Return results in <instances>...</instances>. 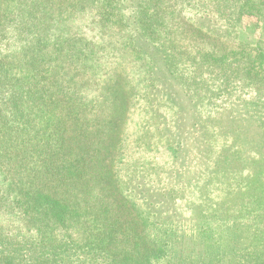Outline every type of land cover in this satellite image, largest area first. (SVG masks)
Segmentation results:
<instances>
[{"label": "rangeland", "instance_id": "374dc122", "mask_svg": "<svg viewBox=\"0 0 264 264\" xmlns=\"http://www.w3.org/2000/svg\"><path fill=\"white\" fill-rule=\"evenodd\" d=\"M47 1L0 0V8H14L13 23L0 26V30L7 28L0 33L4 39L0 40V241L9 243L10 251L21 249L15 255L4 252L0 258H12L11 264H94L72 254L55 263L44 255L43 260H32L47 250L45 239L53 235L58 241L63 235L42 212H24L25 197L43 194L46 186L71 203L75 198L90 201L89 206L79 205L84 212L95 214L94 203H103L108 210L103 230H109L116 217L125 218L121 229L127 238L117 234L108 249L121 255L120 259L131 255L143 262V253L135 251L138 243L140 250L153 249L152 264H264V130L250 126L249 132H240L241 144L215 134V142L213 138L206 141L199 134L197 143L187 150L202 151L197 165L190 168L188 160L173 162L167 142L151 146L144 138L145 133L163 129L160 112L169 119L172 114L178 116L180 126L174 130H182L183 137L195 132L204 135L214 127L212 118L220 113L227 116L223 102L205 99L189 105L172 98L171 105L162 104L159 112L147 95L151 85L148 61L131 50L120 23L100 22L95 0H82V10L73 14L52 13L56 20L51 22L44 6ZM54 1L64 8L71 0ZM214 4L215 0L165 1L160 18L170 32L169 49H200L219 55L239 47L247 32L239 39L201 28L203 19L217 17ZM247 5L256 8V0H248ZM43 25L53 29L56 39L47 49L43 48ZM24 40L30 43L25 48ZM38 42L42 44L36 46ZM49 54L52 61L47 69L43 57ZM50 74L54 77L48 78ZM55 83L60 90L43 95ZM201 104H208L207 109L196 110ZM246 134L247 139L242 138ZM94 150L100 151L95 158ZM74 155L80 157L78 169L84 179L82 184L75 180L76 192L70 187L74 178L57 182L56 172ZM96 167L105 182L97 176ZM141 169L145 176L133 177L130 184V174ZM151 171L153 175L171 173L173 181L155 183ZM211 177L214 188L203 190ZM59 183H68L70 190L61 193ZM138 185L142 189L137 194L133 189ZM168 187L172 192L161 194ZM168 195L172 201H167ZM20 196L18 205L14 201ZM29 202L36 203L34 198ZM87 219L83 215L74 220L72 233ZM135 235L142 238L133 241Z\"/></svg>", "mask_w": 264, "mask_h": 264}, {"label": "trees", "instance_id": "16d2710c", "mask_svg": "<svg viewBox=\"0 0 264 264\" xmlns=\"http://www.w3.org/2000/svg\"><path fill=\"white\" fill-rule=\"evenodd\" d=\"M165 1L168 0H95L94 12L102 23H120L126 30V41L131 50L145 57L148 61L151 85H149L147 95L151 98L149 99L150 101L153 100L152 103H157V110L159 112L162 104L171 105L170 99L172 98L182 103L187 102L189 105L191 102H195V104L202 103L205 99L221 100L223 102L222 105L227 112V116L225 117L223 113H220L219 117L212 118L211 124L214 127L206 129L207 131H204V135L201 132H195L192 134L187 133L183 137L182 130H174L176 126H180L178 116L175 117L172 114L171 119H169L162 112H160L159 119H161L162 128H165L164 131L161 129L156 134H144L146 144L159 146L164 143L163 141L167 142L166 148L172 152L173 162L177 160L182 163L184 160H188L189 167L193 168L197 165L196 162L202 155V151L198 149L195 153L190 150V153H187V150H189L193 142L197 143L196 137L199 134L206 141L213 138L212 136L215 134L221 140L226 138L227 141L230 140L229 143L241 144V134L245 130L249 132L247 129L250 126L257 130H264V0H256V8L248 6V0H215L213 10L217 17L210 18V20L203 19L201 22L203 27H200L211 34L225 37L232 34L235 37H239V39L243 37V33H248L239 47L237 46L236 49L219 55L200 49L189 51L169 49L170 32L166 29L160 18V7ZM81 2L82 0H71L63 8L54 0H48L47 5L44 6H46V14H48L49 21L53 22L56 20V14L60 16L61 13L64 14L68 11L72 12V14L81 11L83 8V6L80 7ZM2 8H0V26H3L5 22L13 23L14 17L12 15L14 8L7 5ZM248 19L253 21L244 23ZM1 30L2 32L6 31L7 28L4 26L1 27ZM52 33L53 29H46L43 25V48L47 49L51 40H53L54 45L56 39ZM1 36L0 34V40L4 41ZM40 43L42 44V42ZM40 43H36V46ZM28 45L30 43L24 40L22 47L25 48ZM10 50V46H7L6 51L9 52ZM50 56L49 54L43 57V63H48V61L51 63ZM49 63L47 69L49 68ZM52 77L54 76L50 74L48 78ZM55 86L56 83L54 86L49 87L51 89L43 91V95L46 94L49 97L50 93L60 90ZM13 90L14 88L10 89V92ZM21 94L24 93L22 92ZM173 103L172 105L175 106ZM203 107L207 109L208 104H201L196 110H202ZM232 113L236 114L238 118L236 115L233 117ZM50 124V121L45 122L47 128H49ZM208 126L206 124V128ZM214 131L215 133H213ZM240 132L241 134H239ZM246 136H249V134L244 135L242 138L247 139ZM262 138L264 139V136ZM215 140L216 136L211 139L212 142H215ZM259 144L262 145L260 142ZM215 148L218 149L219 144L215 145ZM215 148L213 147L211 150H215ZM99 152L98 150H94L91 154L95 158L97 157L96 153ZM79 158L74 155V158L64 168L57 169L56 171L58 175L57 182L64 180L67 176L74 178L70 187L71 191L75 192L77 191V182L75 180H84L81 175L83 172L78 169ZM98 167H96L97 173L99 172L97 176L105 182V175L103 176L100 173ZM144 171L141 169L132 172L130 175L133 176L128 178L130 179L128 182L131 184V179L136 176L144 177ZM49 172L50 170L46 174L49 175ZM211 173L221 175L220 172L216 171H211ZM170 175L171 173L167 172L164 175H153L151 171L150 177L151 179L155 178V183L161 181L170 182L169 184H171L174 176ZM49 179L51 178L47 176V180ZM212 179L213 177H211L208 185L206 183V187L203 190L208 187L214 188V184L211 182ZM82 182L80 183L82 184ZM58 187L61 193H66L70 190L68 183L61 184ZM188 187L190 186H187L186 189ZM141 189L142 186L138 185L133 189V192L137 190L138 194V192H141ZM124 192L125 194L127 193L126 191ZM163 192H172V189L170 187L168 189L164 188L161 194H164ZM24 194L22 196H25ZM84 196H87L86 192H84ZM33 198L36 203L29 202ZM21 199L20 196L14 202L20 205ZM183 199H185L184 196L180 200ZM74 200L72 203L69 202L67 196H64V194L56 196L46 186H43V194L37 192L34 197H25L24 203L27 204V208L24 210L25 214L28 213L27 209L42 212V214L46 215L47 222L51 223L53 227L58 228L57 230L63 234L58 241H55L53 235H51L52 238L45 239L44 241L48 244H45L44 247L47 250L38 253V259L32 257L34 262L39 259L43 260L44 255L48 261H51L50 263H55L61 258L72 254L74 257L88 259L94 264H152L155 259L152 254L153 249L146 247L140 250V246H137L138 243L134 245L135 251L137 254L143 253V262L136 261L131 255H123L122 259H120L121 255L111 253L108 250L109 246L118 239L116 237L117 234H123L120 236L127 238L121 229L122 224L126 222L125 218H122L121 221L119 217H116L108 225L109 230H103L108 218V210L105 209L104 204L100 202H98L99 204L94 203L95 206L97 205V209L91 208V210L95 214L99 212L105 214L95 215L88 210L84 212L79 209V205L81 204L89 206L90 201L86 202L83 198H75ZM167 201H172L169 195ZM186 206L187 210L191 212L190 205ZM161 209L162 206L160 205L158 211ZM83 215H86L87 221H84L81 227L77 224L72 233L74 220H80ZM140 236L135 235L132 237L133 239H130L134 241L142 238ZM9 245V243L0 241V254L7 252L15 255L21 250L13 249L10 251ZM119 259L120 262L117 263ZM11 260L12 258L8 257L0 258V262L4 264H11Z\"/></svg>", "mask_w": 264, "mask_h": 264}]
</instances>
